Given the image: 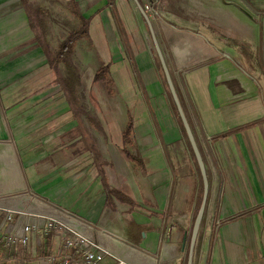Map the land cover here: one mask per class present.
Listing matches in <instances>:
<instances>
[{
	"label": "crops",
	"instance_id": "0c3cea01",
	"mask_svg": "<svg viewBox=\"0 0 264 264\" xmlns=\"http://www.w3.org/2000/svg\"><path fill=\"white\" fill-rule=\"evenodd\" d=\"M121 1L100 0L87 16L81 14L89 19L88 39H91V31L95 27L100 44L106 41L109 32L113 41H121L126 46L131 54V69L123 65L112 72L113 64H118L116 62L122 59L119 56L114 58L109 53L105 57L102 51L99 58L103 65L109 67L108 74L113 76L117 87L124 85L132 95L139 94V89L144 95L149 94L146 99L151 104L156 126L161 131L159 140L162 138V142L175 143L182 138V134L169 131L173 123L163 87L164 84L168 86L150 29L133 1L143 29L150 36L154 57L149 48H132V43L142 39L143 29L129 9L119 10ZM150 1L151 11L145 14L149 16L156 42L207 174L206 206L193 246L192 263L264 264V0H188L189 5L195 8L190 12L195 15H189L178 7V0L168 5L158 0ZM139 2L143 7L148 0ZM25 26L26 18L19 0H0V57L3 60L0 65L4 71L19 70V65L24 63V60H20L12 64L4 56L17 44V40L20 46L27 41ZM126 26L135 35L132 42L128 40ZM27 29L30 30L29 27ZM254 31L259 45L249 52L245 48V40L248 34L250 38L254 37L251 35ZM92 41L97 49L107 50L104 48L106 44L103 45L105 42L100 47L94 39ZM32 45L36 47L35 40L33 44L30 41L28 47ZM41 55L42 52H37V61H45ZM160 74L165 83L160 82ZM6 101V98L0 99V103ZM125 115L127 118V111ZM128 117L133 119L135 130L136 118L132 115ZM26 120L29 125L28 118ZM31 131L21 130L22 133ZM143 131L147 132L146 129ZM184 136L186 142L182 146L187 148L182 149L187 151L184 153L188 154L187 170L191 175L186 184L189 192L185 196L177 192L175 199H168L176 186L177 177L171 182V170L162 160V151L161 154L150 151L141 152L139 156L135 154L144 162V171L125 159L147 176L136 185L139 193L134 191L131 183L126 187L133 193L108 184L131 202L119 203L114 198L108 200L107 192L93 177L88 192L77 201L75 199L73 206L52 207L49 203L45 204V194L39 193L44 184H35L43 176H37L30 170L28 179H25L27 184L21 189L22 197L0 198V205L16 210L43 211L46 216L64 219L65 222H70L66 218L69 216L76 221L75 224L91 227L87 235L93 239V233H96L98 243L109 244L107 251L127 264H170L177 252L172 229L182 230L179 248L182 254L188 237L184 227H193L204 195L202 176L199 172L198 180L190 164V161H194L198 167L197 160L185 133ZM118 140V147L122 149V133ZM135 141L140 142L138 138ZM145 141L152 142V138L149 136V140ZM21 142L28 145L23 161L29 162L33 152L31 144L35 140L25 138ZM141 143H144V137ZM184 156L187 160V156ZM117 162L118 166L123 164L118 159ZM122 168L125 172L124 164ZM16 175V172L8 174V180L13 181ZM58 200L62 201L60 198ZM122 219L128 223L126 232L120 235L117 234L115 220ZM101 229L112 233V236L101 235ZM113 263L109 257L100 264Z\"/></svg>",
	"mask_w": 264,
	"mask_h": 264
},
{
	"label": "rangeland",
	"instance_id": "374dc122",
	"mask_svg": "<svg viewBox=\"0 0 264 264\" xmlns=\"http://www.w3.org/2000/svg\"><path fill=\"white\" fill-rule=\"evenodd\" d=\"M76 1L78 10L84 16H87L88 11L100 2V0ZM133 1L122 0V4L120 2L118 4L119 10L129 9L143 29L140 15L137 13ZM158 1L161 4L163 2V5L173 3V0ZM150 2L148 0V3ZM19 3L25 18L28 13L34 15L35 10L42 12L45 32H47L46 40L52 55L56 53L59 43L79 24L78 19L73 15L74 7L70 0H19ZM145 3L147 4V2ZM177 4L178 7L184 9L185 13L195 15L192 13L195 8L189 5L188 0H180V5L178 0ZM184 12L182 11V13ZM27 19L25 26L28 33L25 38L27 41L22 42V46H20V41L17 40V44L6 51L7 54L4 56L12 64L15 61L24 60V63L19 65V68L23 69L16 70L14 68L4 71L0 65V99L6 98L7 100L6 103H0V198L22 197L23 190L21 189L27 184L25 179H28L27 173L30 170L37 176H43L41 179H37L35 184L40 186L44 184L39 189V193L45 194V204L49 203L52 207L73 206L75 199L77 201L88 192V188L93 183V177L97 178L96 181L101 187V179L105 177L112 187L126 188L127 193L136 192L137 183L147 176L133 168L134 165L126 162L121 148L118 147L120 145L118 139H121V131L125 122L128 121L129 115L136 118L132 144L128 146L131 153L139 156L141 152L158 151L160 153L162 151V160L171 170V182L175 176L177 177L176 186L174 189L172 188L173 192L168 199H175L177 192L183 196L188 194L189 188L186 184L189 181V176L191 177L187 170L189 158L188 154H185L187 151L182 149L187 148V146H182V143L186 142V136L181 130L168 87L165 84L163 86L173 123V128L169 131L181 132L183 138L175 143L167 142V140L162 142V138L159 140L161 131L156 126V118L153 115L151 104L146 99L149 94L144 95L143 91L138 88L139 94L132 95L130 89L127 90L124 85L120 84L117 87L112 75L102 82L92 83L93 73L100 65H103L99 58L101 51L102 54L105 52V57L109 53L114 58L119 56V59H122L120 62L117 60L118 64H113L112 72L116 68L119 69L120 66H130L129 58L131 57L126 46L121 41H113L109 32L106 41H102L105 42L103 45L106 44L104 48L109 50L97 49L92 39L100 47L102 42L100 44L98 33L93 27V32L91 31L90 34L91 39L77 42V47L71 57L73 75L77 78L74 88L77 90L76 97L79 104L74 115L72 108L66 104L65 90L62 88V84L55 81V76L47 67L46 61H37L36 54L37 52L41 54V49H36L33 45L28 47L30 41L33 44L34 35L27 29ZM124 24L126 25L125 21ZM142 31V39H137V43H132V48L138 50L149 48L152 57H154V47L150 36L145 29ZM127 33L129 42L134 41L135 35L133 36L132 30L127 29ZM251 35L254 37L250 38V34H248V38L245 40V48L249 52L259 45L255 31ZM144 38L146 43H144ZM2 61L0 57V62ZM129 68L131 69V66ZM18 74L22 75L17 76ZM58 76L70 79L72 75L66 72L62 64H59ZM160 82L165 83L162 74H160ZM125 110L127 118H125ZM25 111L27 112L24 113ZM27 118L29 125L26 123ZM22 129L32 131L22 133ZM144 129L147 132H144ZM149 136L152 138V142L145 141L149 140ZM143 137L144 143L142 144ZM25 138H29L31 141L35 140L31 144V152H33L32 160L29 162L23 161V157H26L28 151V145H22L21 142ZM135 138H138L140 142H136ZM26 142L29 141L26 140ZM184 155L187 156L188 161ZM117 159L123 162L125 172L122 168L123 164L118 166ZM193 162L190 161V164H192L193 172L196 173L199 180L198 167L196 162ZM12 172H16L17 175L10 182L7 175ZM128 183L133 184L134 191L127 190ZM59 198L62 200L61 202H59ZM181 198L180 195L179 199ZM127 223L126 219L115 220L117 234L121 235V232L122 234L126 232ZM173 224L176 225L174 221ZM162 227L164 226L162 225ZM184 228L187 230L188 237L182 254L179 249L182 244V230L172 229L171 233L177 252L176 255H173V259L171 258L170 264H187L188 243L192 226ZM93 237L94 241L98 242L99 238L96 233H93ZM32 238L33 244L27 248L30 257H33L36 245L42 240L40 235H34ZM54 238L53 248L57 255L61 252L62 241L57 236ZM175 256H177L176 259H174ZM13 264H19V261L17 260ZM26 264H38V262L31 258V262Z\"/></svg>",
	"mask_w": 264,
	"mask_h": 264
},
{
	"label": "trees",
	"instance_id": "16d2710c",
	"mask_svg": "<svg viewBox=\"0 0 264 264\" xmlns=\"http://www.w3.org/2000/svg\"><path fill=\"white\" fill-rule=\"evenodd\" d=\"M71 4L73 5V15L78 19L79 24L76 28L72 30L58 45V49L55 54H51L49 46L47 44V32H45V23L44 18L41 16L42 12L40 10H35L34 15L27 14L28 18V27L31 32H33L34 40L36 43V47H39L42 51V57L43 60L45 59L48 68L52 71L53 76H55V81H58L62 84L63 90H65V101L66 104L69 105V107L72 108L74 115L76 113V108H78V98L77 90L74 88V84L77 82V78L75 75H73V65L71 57L76 49V44L78 41L82 39H88L89 37V19L85 18L81 15L80 11L78 10V3L76 0H70ZM59 64H62L64 68L66 69L67 73H70L72 76L70 79H63L60 76H58V67ZM108 66L103 65L101 68H99L95 72V76L93 78V83L102 82L107 79L109 76L108 74ZM75 77V80L73 81ZM170 93V92H169ZM171 96V94H170ZM171 102H173L171 98ZM173 107L176 111V116H178L179 124L181 127V130L184 131L181 118L177 113L175 103L173 102ZM130 118V117H129ZM134 121L132 118H130L127 122V124L123 127L121 133H122V149L121 152L124 155L125 159L128 162H131L132 164L137 166L141 171L145 170L144 162L137 157L134 156L131 151L129 150V147L132 144V137L134 134ZM186 134V131H184ZM102 186L105 192L108 194V200L114 198L119 203L122 202H131V200L127 196H123L121 192L118 190L110 187L108 185V182L105 177H102ZM140 234V232H139ZM56 236V233L54 231L49 232L46 236H41L42 240L38 242L36 245L34 255L33 257H30L29 250H20L19 252H14L13 249L6 248L0 250V264H13L14 260H18L19 264H26L31 262V258L34 260L41 257H50V256H57V257H63L64 255H75L72 249L64 250L63 248L60 249V253L57 255L54 252L53 244H54V237ZM56 251V250H55ZM58 251V250H57ZM65 253V254H64ZM20 254V256H19ZM64 254V255H63Z\"/></svg>",
	"mask_w": 264,
	"mask_h": 264
},
{
	"label": "built area",
	"instance_id": "2783aa9c",
	"mask_svg": "<svg viewBox=\"0 0 264 264\" xmlns=\"http://www.w3.org/2000/svg\"><path fill=\"white\" fill-rule=\"evenodd\" d=\"M143 9L144 12H150V3L145 4ZM88 229L91 227L70 225L64 219L46 216L43 211L16 210L0 205V250L5 247L13 249L15 253L26 250L33 244L34 235L46 236L54 231L62 241L63 251L72 249L75 255L64 253L61 258L55 255L41 257L36 259L38 264H100L109 257L113 259V264H127L125 260L116 257L114 253L107 251L100 243L89 237ZM99 233L103 236H112V233L102 229Z\"/></svg>",
	"mask_w": 264,
	"mask_h": 264
},
{
	"label": "water",
	"instance_id": "95a60500",
	"mask_svg": "<svg viewBox=\"0 0 264 264\" xmlns=\"http://www.w3.org/2000/svg\"><path fill=\"white\" fill-rule=\"evenodd\" d=\"M134 2L136 4V7H137L139 13L145 19V22L147 23L148 29H150V33H151L152 38H153V43L155 44L156 54H157V57L160 60L161 68H162V70H163V72L165 74V79H166L167 86L169 87L171 98H172L173 102L175 103L177 113H178V115L181 118V122H182V125H183V128H184V131H186L188 142H189V144L192 147L195 160H197V163H198L199 172H200V174L202 176L204 195H203V198H202L201 206H200V208H199V210H198V212L196 214L195 221H194V224H193V227H192V230H191V240H190V244H189V252H188L187 261H186L187 264H193L192 263V257H193V251H194L193 246H194V243H195V240H196V236L198 234L197 231H198V229H199V227H200V225L202 223V220H203L202 217H203L205 206H206L205 202H206L207 192H208V189H207V186H208L207 174L205 173L203 160H201V156H200V153L198 151V147L195 144V140H194L192 131L190 130V127H189V124L187 122L186 116H184V113H183V110H182V107H181V103H180V101L177 98L175 87H173L171 76H170V73L167 70V67H166V64H165V60H164V58H163V56L161 54L159 45L156 42L154 30L152 29L151 22L149 20V16L147 14H145L144 9H143L142 5L140 4L139 0H134Z\"/></svg>",
	"mask_w": 264,
	"mask_h": 264
},
{
	"label": "bare ground",
	"instance_id": "6f19581e",
	"mask_svg": "<svg viewBox=\"0 0 264 264\" xmlns=\"http://www.w3.org/2000/svg\"><path fill=\"white\" fill-rule=\"evenodd\" d=\"M66 218L68 219V221H70V222H66V223H68V224H70V225H75V223H74V220L73 219H71L69 216H66ZM65 218V219H66ZM102 245V247L104 248V249H106L107 250V248H108V246H109V244L107 245L106 243H102L101 244Z\"/></svg>",
	"mask_w": 264,
	"mask_h": 264
}]
</instances>
